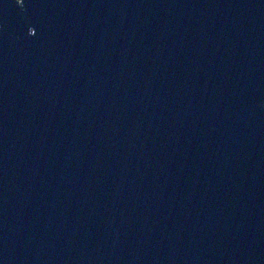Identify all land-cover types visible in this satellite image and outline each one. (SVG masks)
I'll list each match as a JSON object with an SVG mask.
<instances>
[{
  "label": "water",
  "instance_id": "water-1",
  "mask_svg": "<svg viewBox=\"0 0 264 264\" xmlns=\"http://www.w3.org/2000/svg\"><path fill=\"white\" fill-rule=\"evenodd\" d=\"M0 264H264V0H0Z\"/></svg>",
  "mask_w": 264,
  "mask_h": 264
}]
</instances>
